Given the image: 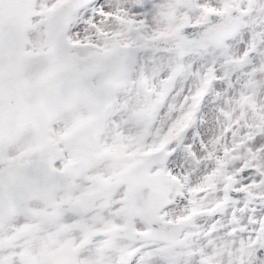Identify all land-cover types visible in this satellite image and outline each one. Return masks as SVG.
Wrapping results in <instances>:
<instances>
[{"label": "snow or ice", "instance_id": "6c2138e0", "mask_svg": "<svg viewBox=\"0 0 264 264\" xmlns=\"http://www.w3.org/2000/svg\"><path fill=\"white\" fill-rule=\"evenodd\" d=\"M0 264H264V0H0Z\"/></svg>", "mask_w": 264, "mask_h": 264}]
</instances>
